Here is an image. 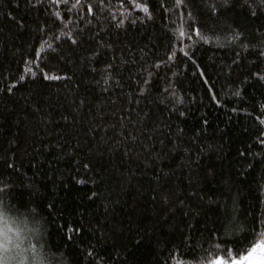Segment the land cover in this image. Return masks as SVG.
<instances>
[{
    "label": "trees",
    "instance_id": "obj_1",
    "mask_svg": "<svg viewBox=\"0 0 264 264\" xmlns=\"http://www.w3.org/2000/svg\"><path fill=\"white\" fill-rule=\"evenodd\" d=\"M0 192L70 264L264 243V2L0 0Z\"/></svg>",
    "mask_w": 264,
    "mask_h": 264
},
{
    "label": "clouds",
    "instance_id": "obj_2",
    "mask_svg": "<svg viewBox=\"0 0 264 264\" xmlns=\"http://www.w3.org/2000/svg\"><path fill=\"white\" fill-rule=\"evenodd\" d=\"M44 216L32 204L21 208L0 192V264H70L48 240Z\"/></svg>",
    "mask_w": 264,
    "mask_h": 264
},
{
    "label": "rangeland",
    "instance_id": "obj_3",
    "mask_svg": "<svg viewBox=\"0 0 264 264\" xmlns=\"http://www.w3.org/2000/svg\"><path fill=\"white\" fill-rule=\"evenodd\" d=\"M214 264H264V243L253 245L247 253L238 258L227 262L216 260Z\"/></svg>",
    "mask_w": 264,
    "mask_h": 264
},
{
    "label": "snow or ice",
    "instance_id": "obj_4",
    "mask_svg": "<svg viewBox=\"0 0 264 264\" xmlns=\"http://www.w3.org/2000/svg\"><path fill=\"white\" fill-rule=\"evenodd\" d=\"M262 2H264V0H262ZM144 10L147 11V8H145ZM51 78L55 79L56 77H51ZM2 247H5V245L2 242H0V248Z\"/></svg>",
    "mask_w": 264,
    "mask_h": 264
}]
</instances>
